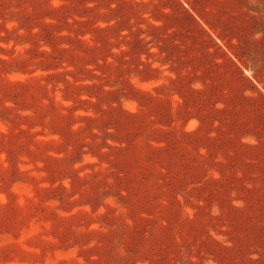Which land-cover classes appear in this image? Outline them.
I'll use <instances>...</instances> for the list:
<instances>
[{
    "label": "rangeland",
    "instance_id": "rangeland-1",
    "mask_svg": "<svg viewBox=\"0 0 264 264\" xmlns=\"http://www.w3.org/2000/svg\"><path fill=\"white\" fill-rule=\"evenodd\" d=\"M0 125V264H264V0H0Z\"/></svg>",
    "mask_w": 264,
    "mask_h": 264
},
{
    "label": "clouds",
    "instance_id": "clouds-1",
    "mask_svg": "<svg viewBox=\"0 0 264 264\" xmlns=\"http://www.w3.org/2000/svg\"><path fill=\"white\" fill-rule=\"evenodd\" d=\"M54 3H57V4H58V3H59V0H54ZM9 27H11V25H9ZM2 127H3V126L0 125V129H2Z\"/></svg>",
    "mask_w": 264,
    "mask_h": 264
}]
</instances>
